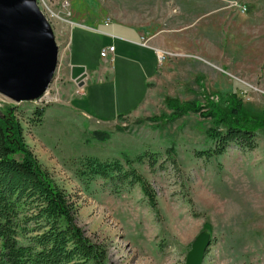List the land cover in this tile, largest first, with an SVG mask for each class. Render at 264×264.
<instances>
[{
  "label": "rangeland",
  "instance_id": "obj_1",
  "mask_svg": "<svg viewBox=\"0 0 264 264\" xmlns=\"http://www.w3.org/2000/svg\"><path fill=\"white\" fill-rule=\"evenodd\" d=\"M39 5L59 46L50 92L19 103L0 94V110L17 108L28 145L76 201L78 224L106 247L109 264H186L203 230L213 238L203 264H264V127L254 150L231 144L207 158L196 152L214 144L211 119L191 113L170 122L154 120L172 113L167 107L172 98L205 102L206 94H219L221 106L229 109L224 100L234 80L249 86L244 114L263 115L264 0H41ZM132 28L143 32L146 48L139 34L124 37ZM111 34L138 48L130 46L129 53L114 39L118 50L108 61L101 52L110 47ZM154 47L166 58L148 88L147 76L158 64ZM140 50L146 51V68L129 56ZM69 61L97 69L111 65L112 77L100 73L83 95L67 74ZM38 107L45 108L43 121L32 124ZM170 147L173 156L166 152ZM144 152L159 159L154 167L135 163L155 189L158 212L138 185L114 188L105 179L86 182L78 176L84 157L124 162Z\"/></svg>",
  "mask_w": 264,
  "mask_h": 264
},
{
  "label": "trees",
  "instance_id": "obj_2",
  "mask_svg": "<svg viewBox=\"0 0 264 264\" xmlns=\"http://www.w3.org/2000/svg\"><path fill=\"white\" fill-rule=\"evenodd\" d=\"M225 97L229 109L221 106L219 94L205 95V102L178 98L168 100L170 115L154 120L174 121L191 113L212 120L209 138L212 147L198 150L200 157L212 158L226 152L231 144L243 150L258 147L257 132L264 127L261 116L244 114V96L249 86L239 80ZM45 108L34 111L32 124L43 121ZM17 108L0 110V264H109L108 251L86 235L78 224V205L70 193L57 182L54 174L41 163L26 141L24 126ZM100 139L107 134L98 132ZM104 136V137H102ZM174 147L166 152L173 156ZM157 153L144 152L135 158L101 159L87 156L78 162L82 181L102 178L114 188L140 186L148 204L158 212L155 189L135 163L148 161L154 167ZM173 165L177 166L173 157Z\"/></svg>",
  "mask_w": 264,
  "mask_h": 264
},
{
  "label": "water",
  "instance_id": "obj_3",
  "mask_svg": "<svg viewBox=\"0 0 264 264\" xmlns=\"http://www.w3.org/2000/svg\"><path fill=\"white\" fill-rule=\"evenodd\" d=\"M38 0H0V94L19 103L40 99L59 63L54 28ZM86 67L72 66L71 79L85 84ZM210 230L194 239L186 264H203L212 244Z\"/></svg>",
  "mask_w": 264,
  "mask_h": 264
},
{
  "label": "crops",
  "instance_id": "obj_4",
  "mask_svg": "<svg viewBox=\"0 0 264 264\" xmlns=\"http://www.w3.org/2000/svg\"><path fill=\"white\" fill-rule=\"evenodd\" d=\"M106 25H108V23H106ZM128 33L130 34V35H128V36H126V35H124V37H126V38H131V39H135L134 37H135V35L136 34H139L140 36H141V39H142V42H141V45L143 46V47H145L146 48V46H148V42L145 40V37H144V35H143V32L142 31H140V30H138V31H136L134 28H132L131 29V31H128ZM111 36L113 37V39H111L112 41L110 42V44H109V46H115V51H113L114 53H112L111 55H110V59L113 61L114 59H115V55H116V51L118 50V45H117V43H116V41L115 40H118L119 41V45H120V47L121 48H124V49H126V50H128V52L129 51H131V50H133L134 48L136 49V48H138V47H135V45L133 46L132 44L133 43H135L134 41H131V40H128V39H125V38H122V37H120V36H117V35H115V34H111ZM115 39V40H114ZM127 42H130V43H132L131 45H130V43H127ZM130 46H133L134 48L132 49ZM154 51H155V53H156V60H154V61H157L158 62V64H157V67H156V70L154 71V72H152V73H150V75H148L147 76V79H148V82H147V87L149 88V86H150V83L152 82V80H154L155 79V75H157V72H158V70H159V67H160V65H161V63L159 62V58H158V51H157V49L158 48H156V47H154ZM142 50H146V49H142ZM142 50H140V53L138 54V52H136V51H132L134 54H129V56L130 57H135L136 58V61H137V63L138 64H140L141 65V67L140 68H146V67H148L149 65L148 64H146L144 61L145 60H147V59H145V57H144V54H145V52L146 51H142ZM130 53V52H129ZM143 55V56H142ZM153 55H154V53H153ZM155 56V55H154ZM107 61V60H106ZM75 65H81V66H84V67H86V76H85V78H84V81H85V84L83 85V86H80V85H78V87L79 88H81L82 87V91L81 92H83V95L86 93L85 92V90H87L88 89V87H90V86H92L93 84H94V82L97 80L96 78L100 75V73H103V74H107V75H109V76H106V77H104V78H106V79H109L110 77H112V73H113V68H112V66L110 65V67L109 66H103L101 69H97L96 67H91V66H88V64H86V63H84V62H71V61H69L67 64H66V68L68 69V76L70 77V80H72L71 78V70H72V66H75ZM138 66V65H137ZM153 67H154V65H153ZM151 69H153L152 68V66H151ZM154 78V79H153ZM112 79V78H111ZM103 80H105V79H103ZM75 82V81H74ZM149 90V89H148ZM123 116V115H122Z\"/></svg>",
  "mask_w": 264,
  "mask_h": 264
},
{
  "label": "built area",
  "instance_id": "obj_5",
  "mask_svg": "<svg viewBox=\"0 0 264 264\" xmlns=\"http://www.w3.org/2000/svg\"><path fill=\"white\" fill-rule=\"evenodd\" d=\"M40 1L41 0H38L39 4H40ZM113 51H115V46H110L108 48H105L101 53H102V56L108 59L109 61L110 55L114 53ZM157 51H158L159 62H162L166 58V52L160 51V50H157ZM49 92H50V88L46 91V93H44V95L39 100H42L46 95L49 94Z\"/></svg>",
  "mask_w": 264,
  "mask_h": 264
}]
</instances>
